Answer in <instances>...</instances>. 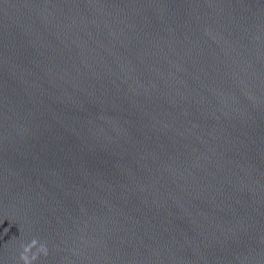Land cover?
Listing matches in <instances>:
<instances>
[{"label":"water","instance_id":"obj_1","mask_svg":"<svg viewBox=\"0 0 264 264\" xmlns=\"http://www.w3.org/2000/svg\"><path fill=\"white\" fill-rule=\"evenodd\" d=\"M0 264H264V0H0Z\"/></svg>","mask_w":264,"mask_h":264}]
</instances>
